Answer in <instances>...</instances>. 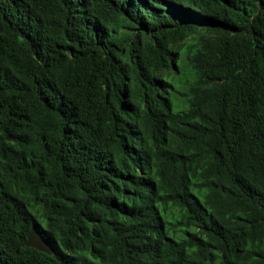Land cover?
Wrapping results in <instances>:
<instances>
[{
    "label": "trees",
    "instance_id": "trees-1",
    "mask_svg": "<svg viewBox=\"0 0 264 264\" xmlns=\"http://www.w3.org/2000/svg\"><path fill=\"white\" fill-rule=\"evenodd\" d=\"M0 264H264V0H0Z\"/></svg>",
    "mask_w": 264,
    "mask_h": 264
},
{
    "label": "water",
    "instance_id": "water-1",
    "mask_svg": "<svg viewBox=\"0 0 264 264\" xmlns=\"http://www.w3.org/2000/svg\"><path fill=\"white\" fill-rule=\"evenodd\" d=\"M26 247L33 248L45 254H52V250L46 241L40 236V234L35 230L31 229L26 241Z\"/></svg>",
    "mask_w": 264,
    "mask_h": 264
}]
</instances>
